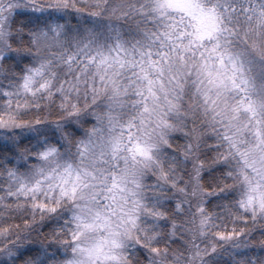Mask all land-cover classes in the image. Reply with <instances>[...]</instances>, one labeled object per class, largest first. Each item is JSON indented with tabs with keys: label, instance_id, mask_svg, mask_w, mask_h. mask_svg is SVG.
Masks as SVG:
<instances>
[{
	"label": "snow or ice",
	"instance_id": "snow-or-ice-1",
	"mask_svg": "<svg viewBox=\"0 0 264 264\" xmlns=\"http://www.w3.org/2000/svg\"><path fill=\"white\" fill-rule=\"evenodd\" d=\"M0 264H264V0H0Z\"/></svg>",
	"mask_w": 264,
	"mask_h": 264
}]
</instances>
